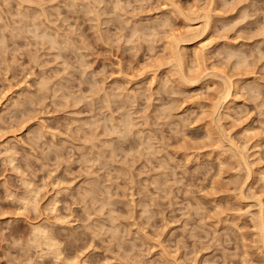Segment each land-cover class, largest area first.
<instances>
[{
	"label": "rangeland",
	"instance_id": "rangeland-1",
	"mask_svg": "<svg viewBox=\"0 0 264 264\" xmlns=\"http://www.w3.org/2000/svg\"><path fill=\"white\" fill-rule=\"evenodd\" d=\"M0 45V264H264V0H0Z\"/></svg>",
	"mask_w": 264,
	"mask_h": 264
},
{
	"label": "bare ground",
	"instance_id": "bare-ground-1",
	"mask_svg": "<svg viewBox=\"0 0 264 264\" xmlns=\"http://www.w3.org/2000/svg\"><path fill=\"white\" fill-rule=\"evenodd\" d=\"M34 23V22H33ZM206 27H208V24H207V26ZM206 27H205V29H206ZM36 30V29H35ZM37 32V31H36ZM196 36H198V35H196ZM187 41V38L185 39V38H181V39H176L174 42H175V44H177V42L178 41ZM199 43H200V51L199 52H197V51H195L194 52V55H195V57H196V59H198V57H201L202 58V56H201V54L203 53V51L204 50H208L209 48H210V46H211V43H210V41L208 42V41H205V39L203 38V39H200L199 40ZM1 46V45H0ZM182 49V48H181ZM181 51L179 50V47H178V45H176V47L174 46V54H175V60H177V61H175L178 65H176V67L178 66H180V68H181V66L183 65V63H181L182 61L181 60H183V58H185V56H187V55H183V54H181L180 53ZM184 52V51H183ZM203 57H204V55H203ZM196 59L194 58V60L196 61ZM185 62V61H184ZM198 62V61H197ZM182 64V65H181ZM175 65V64H174ZM177 67V68H178ZM180 70H182V69H177V71H178V74L180 73V74H182L183 75V72L181 73L180 72ZM181 75V76H182ZM186 76V75H185ZM223 77H225L224 76V74H223ZM222 77V78H223ZM184 78V77H183ZM182 79V78H181ZM227 79H228V76H227ZM184 82V81H183ZM225 82V81H224ZM227 83V82H226ZM231 82L230 81H228V86L225 88V90L224 91H220V92H222L221 94H220V92H219V95H221L219 98H222L221 99V103H222V100H223V102L224 101H226L227 100V98L230 96V86H231ZM233 85V84H232ZM233 87V86H232ZM223 88V89H224ZM231 90H232V88H231ZM14 101L15 100H13V104H14ZM15 105V104H14ZM4 108H5V106H4ZM124 125V124H123ZM8 141V140H7ZM3 143V142H2ZM2 143H0L1 145H3ZM6 143H4V145H5ZM0 145V146H1ZM5 150H7V149H5ZM9 153V152H8ZM11 153V152H10ZM9 153V154H10ZM12 154V153H11ZM10 158V157H9ZM245 159V158H244ZM245 161V160H244ZM248 166V165H247ZM248 168V167H247ZM33 195V194H32ZM34 196V195H33ZM32 198V197H31ZM35 198V197H34ZM28 202V201H27ZM33 202V201H32ZM30 204V203H29ZM32 205H34V203L32 204ZM31 206V205H30ZM35 207V206H34ZM41 224V223H40ZM33 225V224H32ZM39 225V224H38ZM37 224L35 225V227H33V229H35V231H33L32 230V232H34V234H33V236L35 235V234H39V235H41L40 237L39 236H35L34 238H33V241L36 239V237H38V239L39 238H41V240H42V238H43V240H45V241H42V242H44L45 244H46V246H50L51 247V245H53L55 242H53V239L52 240H50L51 238L50 237H52V236H49L48 234L46 235V233H45V229H44V227H43V229H42V225L41 226H38ZM46 232H47V230H46ZM48 233V232H47ZM47 236H49V237H47ZM40 240V239H39ZM41 240H40V242H41ZM38 241V240H37ZM49 241H52V242H49ZM41 242V243H42ZM43 244V243H42ZM44 244V245H45ZM38 245V244H37ZM39 245H40V243H39ZM53 248H54V251L56 250V246L54 247L53 246ZM48 250H49V248H48ZM51 252V251H50ZM52 252H53V250H52ZM56 254L58 255V253H57V251H56ZM54 255V254H53Z\"/></svg>",
	"mask_w": 264,
	"mask_h": 264
}]
</instances>
